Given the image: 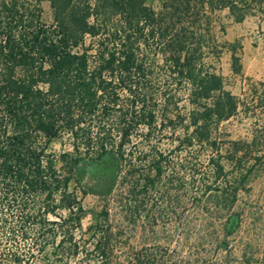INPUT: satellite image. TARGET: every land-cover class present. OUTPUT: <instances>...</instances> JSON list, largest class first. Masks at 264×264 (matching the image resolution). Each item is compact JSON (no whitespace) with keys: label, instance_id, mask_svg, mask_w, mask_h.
Instances as JSON below:
<instances>
[{"label":"trees","instance_id":"trees-1","mask_svg":"<svg viewBox=\"0 0 264 264\" xmlns=\"http://www.w3.org/2000/svg\"><path fill=\"white\" fill-rule=\"evenodd\" d=\"M43 1L0 0V229L9 231L10 243H32L27 254H14L13 264H30L38 254L46 261L48 249L51 264L80 252L112 264L114 240L123 228L137 230L147 213L145 197L163 175L162 156L146 172L126 160L134 140L149 143L168 129L180 134L178 150L216 151L214 130L236 115L237 99L213 63L226 47L215 35V15L227 10L242 22L245 4L47 0L48 20ZM230 52L239 75L235 45ZM210 162L215 179L223 177L221 161ZM205 189H217L215 209L228 213L223 231L233 233L238 188ZM89 195L98 210L83 204ZM113 201L122 210L116 229ZM150 210L148 227L156 222ZM140 259L134 264H143Z\"/></svg>","mask_w":264,"mask_h":264},{"label":"rangeland","instance_id":"rangeland-1","mask_svg":"<svg viewBox=\"0 0 264 264\" xmlns=\"http://www.w3.org/2000/svg\"><path fill=\"white\" fill-rule=\"evenodd\" d=\"M243 1L246 16L242 22H236L227 10L215 15V35L226 47L220 60L213 63L226 90L237 99V113L214 130L217 152L206 147L178 150L175 146L180 134L168 129L155 132L149 143L144 137L134 140L126 160L138 164L140 172L148 171L149 162L157 157L164 159L162 178L156 190L145 197V214L152 209L149 213L156 222L148 227L143 215L137 230L123 228L121 238L112 244V264H134L136 255L143 264H264V0ZM43 8L50 20L47 0ZM231 45L240 59L239 75L231 69ZM186 106V97H182L180 107L187 112ZM53 150L60 153L63 148L56 145ZM230 155H234L233 161ZM212 158L224 166L223 177L215 179ZM226 184L238 188L230 213L238 214L239 224L228 235L223 231L228 213H218L213 203L217 189L205 192L206 186L221 191ZM83 204L88 210L99 209L92 195L84 198ZM120 209L111 202L114 229L122 220ZM89 223L87 218L84 226ZM8 238L9 231L0 229V264H13L14 254H27L32 249L29 240L17 238L10 243ZM50 250L46 261L38 254L30 258V264H51ZM86 250L91 252L92 245ZM84 254L80 252L64 264H101L93 255L86 260Z\"/></svg>","mask_w":264,"mask_h":264}]
</instances>
